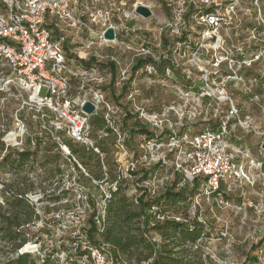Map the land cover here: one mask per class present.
Masks as SVG:
<instances>
[{"label":"rangeland","instance_id":"rangeland-1","mask_svg":"<svg viewBox=\"0 0 264 264\" xmlns=\"http://www.w3.org/2000/svg\"><path fill=\"white\" fill-rule=\"evenodd\" d=\"M183 1L185 12L189 7L194 11L192 14L199 11L197 3L191 0H144L152 16L125 21L128 30L121 35L123 44L110 48L95 43L92 48L80 50L77 48L80 40H76L75 44L66 47L65 53L68 57L83 61L94 57L98 64H102L97 67V75L106 95L105 100L118 110L117 113L108 114L110 127L115 126L116 121L121 130L127 131L128 126L138 122L135 119L140 109H144L148 115H161L164 130H172L177 136L184 133L189 137L207 127L210 118L212 122L218 119L230 125L226 139L231 145L247 148L254 158L263 161L264 0H237L231 22L222 21L212 33L206 31L207 27L198 25L194 16L184 19L183 24H175L174 12ZM131 3L132 0H104L95 7L111 10L115 15L129 14ZM203 32L208 37H203ZM140 45L150 49L154 62H159L160 55L170 60L165 62L164 72L159 73L149 67L146 71L132 72L139 57L137 49ZM110 62L117 63V79L108 87L111 75L105 64ZM122 71L131 80L129 93H132V97L129 98L128 93L124 99L115 102L110 94L118 95L121 92L123 83L119 78ZM80 85L79 80H70L71 98L83 97L84 91ZM29 95V90L21 88L10 70L0 62V143L4 149L28 148L30 141L33 142L36 137L47 138L54 143L67 137L62 119L54 112L35 108L28 99ZM99 112L103 113L104 110L100 109ZM124 112L130 113L133 118L126 124L123 121ZM148 115L147 118H150ZM146 128L154 134L152 139L159 136L160 130L153 129L149 123ZM45 132L49 134L48 137H45ZM90 138L94 145L91 133ZM154 143L145 136L132 135L128 141L131 148L124 155L116 148L115 138H107L110 148L107 158L116 164L112 175L117 176V182L130 198L138 194L140 176L130 175L127 167L131 160H137L135 174L153 166L158 160L162 161L163 164L142 183L152 196L153 191L160 192L172 183L175 174L180 175L186 169L184 144L179 146L177 143L178 146L172 147L165 141L153 146ZM30 145L33 146L32 143ZM50 150V166L42 167L44 155L39 152L35 160L26 164L23 173L27 183L32 184L27 198L40 216L30 231L44 230L40 233L42 235L33 237L23 246L26 252L32 248L27 246L30 243L36 244L40 252H53L59 248L68 249L66 246H69L73 234L85 238L86 222L93 208L97 213L101 210L109 187L116 184L102 183L107 179L105 174L98 187L83 185L65 157L64 147L60 148V155L55 147L51 146ZM4 153H0V159ZM72 160L77 163L75 159ZM78 167L81 166L78 164ZM56 168L64 174L60 176L56 173L53 179L41 182L45 176L44 170L54 171ZM104 171L106 169L103 167ZM82 172L87 175L84 169ZM256 174L257 181L243 188V194L233 192L228 195L227 205L221 204L219 198L212 203L206 195L197 194L193 201L184 206L166 209L165 213L174 217H196L207 227L205 235L197 243L205 264H247L245 258L255 239L264 237V162ZM11 177L10 173L0 169V192L2 184L8 183ZM67 188L70 189L67 197L56 203L49 201L51 196L56 197ZM43 208L49 213L43 215ZM220 231H226V237H221ZM30 256L38 264V254ZM258 258L257 264H264L263 254Z\"/></svg>","mask_w":264,"mask_h":264},{"label":"built area","instance_id":"built-area-1","mask_svg":"<svg viewBox=\"0 0 264 264\" xmlns=\"http://www.w3.org/2000/svg\"><path fill=\"white\" fill-rule=\"evenodd\" d=\"M103 1L0 0V62L4 63L10 70L14 80L21 88L29 90L28 99L35 108H44L46 111L54 112L65 123L67 138L89 148H93L90 138V117L101 115L108 127V114L117 113L118 110L105 100L106 95L100 85L97 67L83 68L77 57L66 55V47L69 44H75L76 40H80L77 47L80 50L92 48L95 43L110 48L120 46L123 44L121 35L128 30L125 21L142 19L135 13L138 6L149 8L144 4V0H132L129 14L115 15L112 14L111 10L95 7V4ZM191 1L197 3L199 8V11L193 15L196 23L207 27L206 31L212 33L222 21L231 22L233 6L237 0ZM185 14L183 1L174 12L175 24H183ZM108 28H112L114 31L112 41L103 38V34ZM204 32L203 37L207 35ZM137 55L139 56L137 59L148 62L143 68L135 72L144 71L143 69L146 71L148 67L153 69L154 58L149 48L140 45L137 49ZM95 61L98 63L96 59ZM114 63L117 65L116 62ZM110 75L112 79L111 72ZM71 79L80 81V88L84 91L83 97L75 99L70 97ZM116 79L117 75L114 83ZM119 79L123 83L122 88L126 87L123 95L128 94L131 88L129 75L122 71ZM133 91H136V88H133ZM128 97L131 98L132 93H129ZM85 102H90L94 107L90 116L81 109ZM100 109L104 112H99ZM127 113L124 112L123 121H125ZM147 115L144 109H140L139 116L135 120H138L145 127L149 123L153 129L160 130L159 135L168 131V134L163 135L161 139L156 138L157 136L155 139H152L153 136L150 137L151 140L155 141L153 146L162 141L172 147L177 143L179 146L184 144L183 155L186 157L184 161L186 169L181 172L182 179L179 186H192L194 180L198 179L200 183L198 194H204L208 199L210 194H215L216 200L219 198L221 204L227 205L229 194H233V192L243 194V188L252 186L257 181L256 173L261 170L264 160L259 161L254 158L247 148L229 143L226 134L230 125L227 122L219 120L215 130H211L207 126L200 133L188 137L184 133L177 136L172 130H164V119L160 114H150L148 115L150 118H147ZM114 124L115 126L108 128L112 130L116 148L126 155L130 150L128 146L130 136L127 131L120 129L116 121ZM166 135H168L167 139L164 140ZM147 143L150 144V140ZM94 151L96 150L94 149ZM65 152V157L68 159L69 152ZM132 161H130L127 169H129L130 175L140 174L138 177L139 184H137L139 194L140 188H146L142 184L145 181L140 182V172L134 173L137 160ZM158 163L163 164L161 160H158L153 165ZM178 167L180 168V166ZM158 193L153 191V195ZM204 198L206 199V197ZM104 201L101 210L93 218L100 231L105 217ZM155 210L156 208H153V211ZM156 219L160 222L168 219L180 220V218L165 212L157 213ZM219 235L226 237V231H220ZM262 239L264 237L256 238L255 244ZM27 246L32 247L28 251L29 254H38V264H41L48 255L55 264H119L105 251L104 245L94 246L86 238H80L76 234L71 236L70 244L66 246L69 247L68 249L59 248L52 254L50 251L40 252L36 244L30 243ZM23 249L24 247L19 249L17 253L26 252ZM260 254L264 256V245L257 251V257Z\"/></svg>","mask_w":264,"mask_h":264},{"label":"trees","instance_id":"trees-1","mask_svg":"<svg viewBox=\"0 0 264 264\" xmlns=\"http://www.w3.org/2000/svg\"><path fill=\"white\" fill-rule=\"evenodd\" d=\"M193 12L192 7L187 8L184 19L187 20L193 16ZM158 59L159 62H154L153 59V68L162 73L166 66H164L165 62L170 60L162 55ZM147 62L136 59L132 72L143 68ZM79 64L83 68L102 66V64L96 63L94 57L87 61L79 60ZM105 67L112 74V79L108 84L110 87L114 84L117 67L114 62L105 64ZM125 90L126 87L124 86L118 96L111 93L110 98L115 102L123 99ZM131 119H133L132 116L127 113L125 124ZM89 122L91 134L95 140L93 148L75 143L67 137L62 138L57 143L50 142L47 138L36 137L33 142L30 141L33 146L29 144L28 148L22 150L4 149V145L0 143V153L5 152L0 159V169H4L12 176L8 183L2 184L3 188L0 192L2 198L0 202V264H36L28 252L17 253L33 237H39L42 235L40 233L44 231L43 229H37L34 233L30 231L34 223L40 220V216L27 198L28 192L32 190V184L27 183L23 173L26 164L35 160L39 152L44 155L41 159L42 167L50 166L52 162L48 153L51 151V146L57 149L59 155L62 154L60 148L64 147L65 151L68 150L69 162L76 174L79 175V182L83 185L98 187L105 182L111 184L116 182L114 186L109 187L108 198L104 199L105 217L101 231L93 220L97 214L94 208L87 219L88 228L85 230V238L88 242L97 247L104 245L105 251L119 264H205V260L201 257V248L197 245L199 239L205 235L204 230L207 228L203 223L198 222L196 217L191 219L182 217L179 221L168 219L161 222L156 219L157 213H164L166 209L184 206L193 201L199 193L200 183L198 179L194 180L192 186H179L182 174H175L172 183L167 184L158 194L152 196L146 188H140L139 194L134 198L128 197L124 188L117 182V176L112 175L116 164L111 163L107 158L110 152L107 138L113 136L112 130L106 126L105 120L99 114L91 116ZM218 124V119H213L212 122L210 118L207 126L211 130H215ZM128 127L127 133L130 138L132 135L145 136L147 139L154 137V134L137 121ZM198 133L200 132L192 133V135ZM165 134H168V131L156 138L161 139ZM99 135L102 136L99 137ZM48 136L49 134L45 132V137ZM128 146L130 147L129 144ZM40 147H42L41 150ZM78 164L81 167H78ZM159 166L160 163L142 169L140 182L148 180ZM103 167L106 169L104 172ZM81 168L86 171L87 175L82 172ZM44 171L45 176L41 182L53 179L56 173L60 176L64 174L62 170L57 168L54 171ZM105 174H107V179L103 181ZM69 192V188L63 189L58 196H51L49 201L56 203L67 197ZM209 199L215 203L216 195L210 194ZM153 208L156 210L153 211ZM42 213L43 215L48 214L49 211L43 208ZM263 242L264 239L250 247V253L246 255L245 263L257 264V251L262 247ZM41 264L55 263L48 255Z\"/></svg>","mask_w":264,"mask_h":264},{"label":"water","instance_id":"water-1","mask_svg":"<svg viewBox=\"0 0 264 264\" xmlns=\"http://www.w3.org/2000/svg\"><path fill=\"white\" fill-rule=\"evenodd\" d=\"M135 13L139 16H141L144 19L150 18L152 16V12L149 10V8L145 6H138L135 10ZM103 38L108 41H112L114 39V31L112 28H108L104 34ZM82 111L87 114L91 115L94 111V107L90 102H85L82 106Z\"/></svg>","mask_w":264,"mask_h":264},{"label":"bare ground","instance_id":"bare-ground-1","mask_svg":"<svg viewBox=\"0 0 264 264\" xmlns=\"http://www.w3.org/2000/svg\"><path fill=\"white\" fill-rule=\"evenodd\" d=\"M23 251H25V250H23Z\"/></svg>","mask_w":264,"mask_h":264}]
</instances>
